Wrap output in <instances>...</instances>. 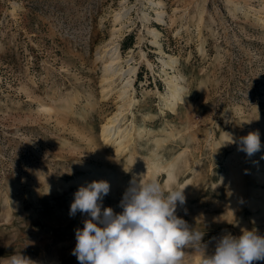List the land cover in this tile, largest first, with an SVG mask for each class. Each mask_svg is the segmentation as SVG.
<instances>
[{"label": "rangeland", "instance_id": "374dc122", "mask_svg": "<svg viewBox=\"0 0 264 264\" xmlns=\"http://www.w3.org/2000/svg\"><path fill=\"white\" fill-rule=\"evenodd\" d=\"M117 45L124 74L105 83L104 51ZM174 76L185 87L176 113L165 100ZM122 111L134 138L117 153L102 130ZM255 131L251 157L224 144ZM262 175L264 0H0V260L79 264L87 217H70L74 193L113 179L103 206L119 213L130 182L153 178L185 187L177 215L211 255L225 234L264 235ZM203 255L185 249L184 264Z\"/></svg>", "mask_w": 264, "mask_h": 264}, {"label": "clouds", "instance_id": "9594fccd", "mask_svg": "<svg viewBox=\"0 0 264 264\" xmlns=\"http://www.w3.org/2000/svg\"><path fill=\"white\" fill-rule=\"evenodd\" d=\"M235 142L248 157L261 151L258 131ZM222 144L221 146H223ZM220 146V147H221ZM184 188L165 192L157 179L130 182L120 202L122 211L103 206L110 192L105 180L92 181L74 193L69 215L78 212L87 218L75 230L72 255L79 264H184L185 249L203 251L201 264H254L264 261V235L243 230L239 236L225 234L214 252H206L204 233L195 231L177 215L186 203ZM0 264H37L21 252L3 258Z\"/></svg>", "mask_w": 264, "mask_h": 264}, {"label": "bare ground", "instance_id": "6f19581e", "mask_svg": "<svg viewBox=\"0 0 264 264\" xmlns=\"http://www.w3.org/2000/svg\"><path fill=\"white\" fill-rule=\"evenodd\" d=\"M161 5V4H160ZM159 5V6H160ZM160 13V12H159ZM119 14L116 16V18L119 20ZM162 14L158 15V20L160 21L162 18ZM145 21H149L148 17H145ZM156 32V31H153ZM109 45H112L110 43ZM105 57L108 58V62L105 65V83H113L116 77H121L124 74V67L122 64L121 59V53L119 46H111L106 48L104 51ZM169 61H163L164 67L167 69H174V66L177 63V60L173 57H168ZM117 67L118 69H116ZM130 74L134 72L133 69H130ZM115 78V79H114ZM165 82L168 85L169 89V96L165 97V100L167 102V107L172 113H176L179 107V104H181L184 99H183V94L185 93V87L182 86V80H180L178 77H168L166 78ZM133 89V81L128 80L124 84L121 92L122 99H126L128 96L129 92H131ZM123 115V111L119 112V114H116L114 117L109 119V121L106 123V125L103 126L102 130V138L107 144H114L117 147V153H122L131 144V141L133 140L134 137H132V134L127 133L126 130H122L120 128V123L122 122L121 116ZM135 135H141L142 133H137L135 131ZM148 177L150 176L147 173ZM170 177H172L170 175ZM264 177V175H262ZM240 176L237 177L239 179ZM110 186H113L115 184V181L113 179L110 180L109 182ZM197 263H201V260H199Z\"/></svg>", "mask_w": 264, "mask_h": 264}, {"label": "trees", "instance_id": "16d2710c", "mask_svg": "<svg viewBox=\"0 0 264 264\" xmlns=\"http://www.w3.org/2000/svg\"><path fill=\"white\" fill-rule=\"evenodd\" d=\"M125 48L127 47V45L124 46Z\"/></svg>", "mask_w": 264, "mask_h": 264}]
</instances>
